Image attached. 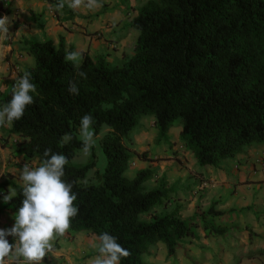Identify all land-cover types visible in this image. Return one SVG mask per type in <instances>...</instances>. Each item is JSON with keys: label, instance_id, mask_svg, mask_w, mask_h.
Returning a JSON list of instances; mask_svg holds the SVG:
<instances>
[{"label": "trees", "instance_id": "trees-1", "mask_svg": "<svg viewBox=\"0 0 264 264\" xmlns=\"http://www.w3.org/2000/svg\"><path fill=\"white\" fill-rule=\"evenodd\" d=\"M47 2L56 6L58 19L59 12L76 16L62 0ZM11 12L0 0V18ZM32 17L39 23L40 14L32 12ZM130 26L139 36L134 54L121 64L87 52L79 62L67 61L71 50L63 37L57 46L49 38L26 39L24 47L35 58L34 66L25 70L36 86L30 93L34 103L4 130L9 137L22 138L19 152L28 161L42 163L45 149L68 157L62 179L73 184L78 214L67 232L96 237L107 232L131 253L120 264H147L144 256L160 242L167 259L175 257L183 240L195 236L198 219L216 235L235 227L207 222L223 214L215 203L208 210L196 203L189 219L179 208L157 212L171 199L174 185L161 178L157 186L147 187L158 175L153 167L126 176L134 154L148 160L147 153L134 149L130 134L143 118L153 117L155 142L160 144L180 124L179 140L200 166L209 168L264 143V0H148ZM71 81L77 83L78 95L69 93ZM12 87L0 92V108L10 101ZM86 113L93 116L96 135L104 124L109 128L101 138L106 166L97 183L85 181L93 161L71 163L83 149L78 131ZM2 186L14 191L4 206L15 214L24 185L10 179ZM93 254L100 255L98 250Z\"/></svg>", "mask_w": 264, "mask_h": 264}, {"label": "crops", "instance_id": "crops-1", "mask_svg": "<svg viewBox=\"0 0 264 264\" xmlns=\"http://www.w3.org/2000/svg\"><path fill=\"white\" fill-rule=\"evenodd\" d=\"M62 1L67 5L71 2V0ZM146 1L148 0H97V6L89 9L85 6L87 3L85 0L80 7L72 8L76 12L75 17L69 18L59 12L60 19H58L55 15L56 6L49 4L47 0H21V5L27 6L29 12L40 14L39 23L33 22L31 29L27 26L24 30L28 34V39L49 38L54 40L56 46L63 37L67 50L81 53L78 57L80 60L77 61H81L83 53L87 52L93 58L102 55L114 64H121L125 58L134 54V44L139 32L132 28L130 23ZM30 15L32 17L31 13ZM129 44H131L130 51ZM23 55L29 62L27 68L34 66L35 58L28 53L26 47ZM7 128H10V123H7ZM174 128L170 130V136ZM180 131L181 126L178 136ZM137 132L139 133V130L131 137L133 147L136 150H143V146L137 144L141 140ZM140 135L146 137L143 132ZM174 140L175 138H172V142ZM191 156V162L188 164L181 159L182 156L177 155L166 172L171 184L187 182L191 187L188 189L181 187L182 185L174 187L171 199L157 207L156 211L165 213L179 208L181 215L189 219L195 214L196 203H199L203 210H208L211 204L215 203V210L223 214L217 219L209 218L207 222L227 227H240V229L231 228L225 235L218 236L205 230L203 220L198 219V225L194 228L195 236L183 240L175 257L167 259V251H164V246L160 242L152 247L150 254L144 256L146 263L264 264V193L257 191L253 176L250 177L252 180L250 183H245L247 175H239L234 169L201 167L194 155ZM18 158H22L24 164L25 162L28 165L41 164L37 159L26 160L22 154ZM230 160L232 159L224 161V164L230 163ZM145 167L149 166L134 169L131 165L126 176L133 178L137 170ZM157 179L149 188L158 185ZM146 186L148 187L147 183ZM175 190H177L176 195ZM11 195H14V191ZM253 206L256 210L252 209ZM249 211H252L253 215L247 213ZM57 242L60 249V239ZM157 247L160 253L156 255L154 250ZM83 250L86 251L87 247L80 251L84 253ZM93 253H90L89 264H93L94 259L99 256Z\"/></svg>", "mask_w": 264, "mask_h": 264}, {"label": "rangeland", "instance_id": "rangeland-1", "mask_svg": "<svg viewBox=\"0 0 264 264\" xmlns=\"http://www.w3.org/2000/svg\"><path fill=\"white\" fill-rule=\"evenodd\" d=\"M2 1L4 6L8 7L12 12L11 14L4 15V17H8V32L0 33V92L7 90L11 85H14L15 80L24 74L26 68L29 65V62L26 61L25 55H23V51L25 49L24 41L29 38L28 34H26L27 32H25L24 29H26L27 26H29V29H31V23L34 22L33 17L30 15L32 12H29V8L24 6V4L21 5V0ZM130 45L131 44L128 45L129 51L131 49ZM140 124L141 125H139L130 134V136L132 137L133 134L139 130L137 135H139L141 140L137 144L143 146V150L137 151L147 153L148 160L139 159L137 155L134 154L132 167L134 169H138L141 166L156 168L158 170V175L156 178H164L169 186L174 185V187H176L182 185L181 187L186 189L190 188L191 184H188L187 182L171 184V179L166 173L169 169L168 166L174 162L173 159H176L177 155L182 156L181 159L186 161L188 164L191 162V152L185 149L179 140L178 132L180 129V124H177L172 130L171 136L169 135V140L160 144L155 142L157 130H154V118H143ZM5 128L8 129L7 124L0 126V190H2L4 195H7L9 192L12 194L13 191L9 187H3V183L13 179L17 183L23 185L20 175L24 162L22 161V158H18L20 155L19 149L23 145L22 138L15 136L9 137L4 130ZM108 130L109 128L107 125L104 124L100 133L96 135L93 128L91 127L90 131L93 134V140L89 151L85 152L82 149L71 160L72 164L79 166L89 164L92 161L95 163L87 173L85 180L86 182L97 183L98 175H101L105 169L106 157L101 146V138L107 133ZM141 132H143V135L146 136L145 138L140 135ZM78 138L83 141L85 140L84 136L81 134V130L78 131ZM172 138H175L173 142ZM65 140H67V137ZM131 144L134 146L132 138ZM25 163L28 164L27 162ZM38 166L39 165L36 164L29 165L30 168H36ZM219 168L234 169L238 171L239 175H247L245 183H250L252 181L250 177L253 176V183L258 189L257 191H263L264 193V143H256L245 148L234 159L230 160V163H223ZM160 171H162V173H159ZM156 178L147 182L148 187L156 180ZM176 192L177 190H175V195ZM252 209L256 210V207L253 206ZM247 213L253 215L252 211ZM14 223V214L8 212L5 209L3 196L0 195V229L11 228ZM239 229L240 227H235L233 230ZM218 236H220V234ZM57 237L53 241V251L48 253L44 260L40 262V264H89L88 260L91 259L89 258L90 253L98 250V237H92V235L87 233L68 231L62 237ZM6 238L11 244H18V241H15L13 237L8 236ZM59 239L60 249L55 248ZM162 245L164 246V251L166 252L167 249L165 244L162 243ZM84 247H87V250H83L84 253H82L80 250L84 249ZM154 251L156 255L160 253V249L158 247ZM162 252L163 251H161V253ZM148 258L146 257V259ZM6 264H17V262L11 257H8L6 258ZM19 264H27V262L24 261L23 258H20Z\"/></svg>", "mask_w": 264, "mask_h": 264}, {"label": "clouds", "instance_id": "clouds-1", "mask_svg": "<svg viewBox=\"0 0 264 264\" xmlns=\"http://www.w3.org/2000/svg\"><path fill=\"white\" fill-rule=\"evenodd\" d=\"M85 0H71L69 7L78 8ZM64 7L63 3L57 5ZM85 6L89 9L97 6V0H87ZM8 17L0 18V33L8 32ZM81 53L66 52L65 59L75 62ZM81 78L86 73L78 72ZM36 86L31 82V73L25 72L15 80L11 99L0 108V126L19 120L23 117L26 106L34 103L33 95ZM68 91L78 95L79 89L75 81L69 83ZM93 116L86 113L80 118V130L85 140L83 150L88 152L92 146L93 134L90 128ZM45 159L36 168L24 164L20 179L23 182L21 206L14 214L15 223L11 228L0 229V264H6V258L11 257L17 264L23 258L27 264H40L46 255L53 251V241L57 236H63L70 228L71 219L78 214L74 206L76 194L72 192V183L62 179L68 157L64 154L45 149ZM3 196L4 203L11 200L10 192ZM11 236L17 243H9L6 237ZM99 246L93 264H120L121 258L131 255L130 251L117 242V238L107 232L98 237Z\"/></svg>", "mask_w": 264, "mask_h": 264}]
</instances>
